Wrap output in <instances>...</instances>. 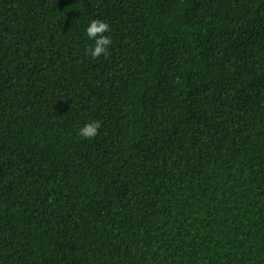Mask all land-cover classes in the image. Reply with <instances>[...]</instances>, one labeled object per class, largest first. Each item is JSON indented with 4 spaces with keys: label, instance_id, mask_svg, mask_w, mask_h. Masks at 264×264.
Wrapping results in <instances>:
<instances>
[{
    "label": "trees",
    "instance_id": "trees-1",
    "mask_svg": "<svg viewBox=\"0 0 264 264\" xmlns=\"http://www.w3.org/2000/svg\"><path fill=\"white\" fill-rule=\"evenodd\" d=\"M0 264H264V0H0Z\"/></svg>",
    "mask_w": 264,
    "mask_h": 264
},
{
    "label": "clouds",
    "instance_id": "clouds-1",
    "mask_svg": "<svg viewBox=\"0 0 264 264\" xmlns=\"http://www.w3.org/2000/svg\"><path fill=\"white\" fill-rule=\"evenodd\" d=\"M110 30V25L103 20H92L86 27V35L89 39L95 40V45L93 48L89 49L92 57H99L105 52L106 46L111 44V39L103 33ZM100 128L99 121H91L86 123L82 128H80V135L84 138L94 137L98 129Z\"/></svg>",
    "mask_w": 264,
    "mask_h": 264
}]
</instances>
